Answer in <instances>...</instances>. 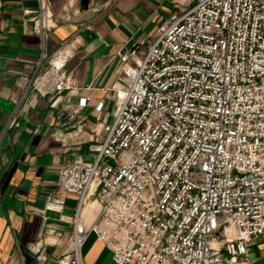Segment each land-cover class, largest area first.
<instances>
[{
    "label": "built area",
    "instance_id": "1",
    "mask_svg": "<svg viewBox=\"0 0 264 264\" xmlns=\"http://www.w3.org/2000/svg\"><path fill=\"white\" fill-rule=\"evenodd\" d=\"M39 4L45 40L70 15ZM72 49L63 42L48 55L43 45L29 85L42 96L74 89ZM116 57L117 80L95 106L99 116L115 102L107 138L93 162L60 172L58 192L75 195L77 208L58 264H83L92 233L113 264H251L250 246L264 237V0H192L144 57Z\"/></svg>",
    "mask_w": 264,
    "mask_h": 264
},
{
    "label": "crops",
    "instance_id": "2",
    "mask_svg": "<svg viewBox=\"0 0 264 264\" xmlns=\"http://www.w3.org/2000/svg\"><path fill=\"white\" fill-rule=\"evenodd\" d=\"M49 1L56 15L69 10L70 20L42 40L33 19L39 0H0V264H58L72 242L77 208L75 195L58 192L60 171L76 160L93 162L107 138L115 102L107 99L99 116L95 106L117 80L116 53L137 48L143 55L192 2ZM63 42L73 43L65 72L75 88L42 96L29 85L42 46L50 55ZM83 97L91 101L79 108ZM56 199L64 209L48 206ZM97 213L98 206H90L88 224ZM34 246L42 247L43 262ZM82 261L113 264L111 251L94 233L82 247Z\"/></svg>",
    "mask_w": 264,
    "mask_h": 264
},
{
    "label": "rangeland",
    "instance_id": "3",
    "mask_svg": "<svg viewBox=\"0 0 264 264\" xmlns=\"http://www.w3.org/2000/svg\"><path fill=\"white\" fill-rule=\"evenodd\" d=\"M36 15H37V12H35V14H34V16H33V19L36 17ZM57 28V27H56ZM160 32V31H159ZM154 43V42H153ZM153 43L150 45V46H152L153 45ZM150 46H149V48H150ZM149 48L147 49V51L143 54V55H140L139 54V52H138V50H137V48H134V49H132V50H130L129 52H135L138 56H140V57H144L145 55H146V53L148 52V50H149ZM113 122H114V119H111L110 121H109V125H111V124H113ZM100 123H103V121L102 120H99V124ZM97 126H98V123H97ZM80 128V127H79ZM100 147V146H99ZM76 161H78V160H76ZM75 161V162H76ZM74 163V162H73ZM73 163H71V164H73ZM70 165V164H69ZM67 166V165H66ZM65 166V167H66ZM65 167H63V168H65ZM62 168V169H63ZM61 169V170H62ZM61 172V171H60ZM60 177V176H59ZM59 182V181H58ZM58 189H59V186H58ZM96 204V203H95ZM97 205V204H96ZM98 206V205H97ZM264 237H259L258 239H256V240H254V242H253V244L250 246V248L252 247V249H251V254H250V258H251V264H264ZM249 252H250V250H249ZM37 255V258H38V254H36ZM15 260H17L16 258H15ZM38 261L39 262H43L41 259H38Z\"/></svg>",
    "mask_w": 264,
    "mask_h": 264
}]
</instances>
